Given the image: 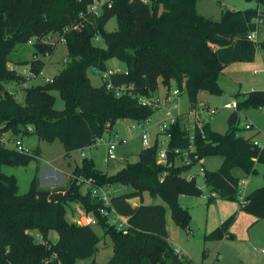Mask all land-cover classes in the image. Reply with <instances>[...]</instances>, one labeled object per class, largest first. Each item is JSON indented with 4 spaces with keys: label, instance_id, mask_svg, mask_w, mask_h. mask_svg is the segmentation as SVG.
I'll return each instance as SVG.
<instances>
[{
    "label": "trees",
    "instance_id": "trees-1",
    "mask_svg": "<svg viewBox=\"0 0 264 264\" xmlns=\"http://www.w3.org/2000/svg\"><path fill=\"white\" fill-rule=\"evenodd\" d=\"M246 1H254L257 7L225 10L220 20L213 22L196 13V0H113L110 9L90 21H79V15L85 14L93 0H0V137L9 133L8 141L28 135L47 143L59 141L67 159L74 152L93 147L107 124L114 127L120 120L144 121L152 116V109L139 104L137 98L154 96L159 85L181 88L184 84L191 105L200 93L220 95L218 78L225 67L253 62L257 48L264 51V42L248 40L260 25L254 20L264 18V0ZM112 18L117 29L106 32L105 25ZM76 24L80 29L65 35L68 59L52 83L31 85L23 90L24 102H17L6 92L10 84L22 80L8 70L12 50L34 38L36 60L22 63L38 74L45 68L43 58L56 49L43 44L44 38ZM95 37L104 47L93 43ZM111 59L123 63L125 71L93 86L89 70L105 72V64ZM109 83L111 87L107 88ZM120 86L132 89L116 95ZM53 93L63 102L62 110L54 109ZM239 99L236 116L242 110L264 107V91H252ZM228 126L224 135L207 126L195 146L202 159L221 158L216 171H206L209 191L217 195L216 200L237 202L239 179L232 171L237 169L246 176L256 174V166L264 161V151L252 142L258 132L243 137L237 134L236 123ZM168 132L169 148L187 145L179 123ZM157 148L154 144L141 149L136 162L127 163L113 175L98 171L92 159L83 158L72 171L73 180L64 188L41 189L34 176L29 190L19 194L16 178L5 175L2 168L25 167L38 160L39 150L24 154L0 144V264H76L86 259L95 264L93 258L102 236L112 244V256L105 264H190L170 244L166 216L169 214L176 227L190 231L191 217L180 206L179 197H200L202 190L180 178L181 167L175 166L172 157L165 165H158ZM77 178L91 180L94 187L121 185L132 190L111 196V206L126 219L125 229L118 230L97 214L101 202L90 196L89 188L78 185ZM144 193L163 204H143ZM131 199H139L140 204L132 205ZM73 203L86 213H94L97 224L68 223L65 209ZM239 211L264 219V184L246 196ZM235 221L236 214L231 215L203 241L234 239L229 230ZM32 231L39 233L40 243L30 234ZM51 232L56 235L52 242L48 237ZM206 256L203 251L202 258Z\"/></svg>",
    "mask_w": 264,
    "mask_h": 264
},
{
    "label": "rangeland",
    "instance_id": "rangeland-1",
    "mask_svg": "<svg viewBox=\"0 0 264 264\" xmlns=\"http://www.w3.org/2000/svg\"><path fill=\"white\" fill-rule=\"evenodd\" d=\"M196 13L213 22L220 20L221 14L225 10L242 11L246 9H255L257 7L254 1L246 0H196ZM262 8H260V12ZM117 29V24L114 18L110 19L105 25L106 32H113ZM54 36L53 39H55ZM257 43L264 42V23L258 26L256 32ZM95 45L104 47L100 40L93 41ZM33 58V46L29 41L25 45H17L9 55L11 66H25L22 62L31 61ZM68 59L66 47L59 45L50 57L43 58L45 68L43 75L47 78H52L58 71L64 67V62ZM264 66V51L257 48L255 59L253 62L244 63L236 62L225 67L218 78V85L221 88V94L211 96L205 92L200 93L197 100L206 103L210 108L216 110V114L210 119V129L213 132L224 135L228 129V120L235 112L225 108L232 101L236 103L240 100L239 97L252 91H264V74L260 70ZM106 71L118 73L124 71L125 65L116 59H111L105 64ZM94 69H90L88 76L91 84L98 87L102 84L100 77L94 75ZM255 72H258L255 74ZM38 81H35L37 83ZM159 96L161 97L165 90L162 85H159ZM55 98L54 109L62 110L63 102L57 93H53ZM236 96H239L236 98ZM15 99L19 103L24 102V93L18 91ZM179 111L186 112L189 102L185 95H182L177 100ZM162 110L156 111L152 120H157ZM238 127L237 134L243 137L249 136L252 131H242L246 123L253 126V131L259 132L258 141L264 143V110L262 108H252L242 110L237 114ZM129 120L118 121L113 129L118 132L121 137L128 138L129 135L124 131L126 126H131ZM9 137V133L5 134ZM136 135V131L132 132V136ZM10 145H8L9 147ZM23 146L30 154L35 150H39L40 156L38 160L31 161L25 167H3L2 172L5 175H13L17 180L19 194H24L29 190L30 183L34 176H37L45 185L47 184H63L64 180H73L72 171L80 164L83 158L92 159L95 168L108 175H113L121 170L127 163H134L138 160V154L141 151V145L138 139L132 140L126 146H119L117 154L123 156L121 162H113L109 165L104 163L106 148L100 142H97L94 147L89 150H84V156H81V151L74 152L70 158H64V150L59 141L47 143L39 141L34 135L23 137ZM221 164L220 157L205 158L203 167L208 172L216 171ZM51 170L57 171L55 175ZM68 172L71 174L68 175ZM232 174L240 180H247V186L244 188V194H249L264 184V161L256 166V174L246 176L239 171H232ZM68 175V176H67ZM53 188L51 190L62 189ZM84 191V190H82ZM112 195L119 193H130L132 190L129 187L115 185L109 188ZM208 192L202 190L200 197L180 196L179 204L184 209H187L191 217V222L195 224L194 229L186 231L176 227L167 214V233L170 239V244L180 252L183 260L189 261L190 264H264V219L257 220L256 218L239 211L238 202H230L223 200H215L208 203ZM143 204L160 205L163 202L159 198H151L148 194H143ZM130 203L140 204L139 199H131ZM79 206L69 204L65 209V219L68 223H74L78 214ZM236 214V221L232 226V235L234 239H223L218 242H204V237L214 231L222 222L228 219L231 215ZM94 230L99 236L102 232L98 227ZM37 243L41 242V237L38 232L32 231ZM49 240L55 241L54 233L48 234ZM111 241L108 237L102 236V241L98 245L99 251L93 258L95 264H105L112 256ZM203 251L207 256L202 258ZM263 252V253H262ZM92 259L78 261L76 264H91Z\"/></svg>",
    "mask_w": 264,
    "mask_h": 264
},
{
    "label": "built area",
    "instance_id": "built-area-1",
    "mask_svg": "<svg viewBox=\"0 0 264 264\" xmlns=\"http://www.w3.org/2000/svg\"><path fill=\"white\" fill-rule=\"evenodd\" d=\"M146 3L147 0H141ZM113 5V0H93V2L86 8L85 14L79 15V21H90L98 18L105 9H110ZM256 24L264 23V18L260 20H254ZM80 29V25L65 27L61 33H51L47 35L42 41L43 44L49 45L51 47H58L59 45L66 44L65 35L71 31H77ZM54 36H56L55 39ZM95 40H99L95 37ZM248 40L253 43H257L256 33H251L248 35ZM36 42L34 38L29 41V44L33 45ZM45 57H50L46 54ZM33 60H36L33 57ZM8 70L21 76L22 80L19 83L10 84L6 92L15 97L18 91H22L31 85L36 84H47L52 83V78H47L43 75L44 69L38 74L33 73L30 70V66H11L8 65ZM264 74V66L260 70ZM258 72H255L257 74ZM94 74L102 81H106L114 73L112 71L99 72L94 71ZM35 81H38L35 83ZM110 83L107 88H110ZM131 87L120 86L117 88L116 95H121L131 90ZM164 94L160 97L159 94H155L150 98L138 97V103L142 106H148L152 109L153 114L162 110V113L157 120H152V116L144 121H130L131 126H126L124 131L129 135L128 138L121 137L118 132L113 129L109 124L105 126V133L102 137L96 140L103 144L106 148V154L104 157V163L109 165L113 162H121L124 160L123 156H119L117 148L119 146H126L135 138L139 140L141 148L147 149L157 144L156 152V163L158 165H165L170 157L174 159L175 166L181 167L180 178L186 182H194L196 187L208 192L207 198L212 200L217 199V195L214 192H210L208 186L205 183L206 170L203 167L204 159L200 158L197 153L195 143L198 137L204 136V131L207 126H210V119L216 114V110L210 108L206 103L196 100L192 105L189 106L186 112L182 113L179 111V105L177 100L182 95H185L184 84L181 88L176 86L164 87ZM228 110H236V102L232 101L230 104L225 106ZM264 110V107L262 108ZM179 123L181 130L184 132L187 145L185 147L169 148L170 133L168 132L170 128ZM253 126L250 123H246L243 126L242 131H253ZM28 131H31L29 128ZM136 131V135L132 136V132ZM6 135L0 137V144L7 148H12L18 153H28L23 146L22 138H15L8 141ZM253 144L259 150L264 151V143L259 142L258 139H253ZM95 143V144H96ZM8 145H10L8 147ZM95 146V145H94ZM93 146V147H94ZM92 148V147H91ZM90 148V149H91ZM89 150V149H87ZM84 155V151L81 152V156ZM264 175V174H263ZM76 182L78 185H82L84 189L87 187L90 189V196L96 198L101 202V206L97 209V214L104 219H107L110 224L115 225L118 230H123L126 228V219L119 216L113 207L111 206V192L110 187H94L92 186L91 180H85L84 178H77ZM247 186V180H239L238 191H237V202L240 206L245 204L246 195L244 194V188ZM74 223L78 226H95L97 224L96 215L94 213H86L80 207L78 208V214ZM176 253L177 250L175 249ZM45 264H49L48 262Z\"/></svg>",
    "mask_w": 264,
    "mask_h": 264
},
{
    "label": "crops",
    "instance_id": "crops-1",
    "mask_svg": "<svg viewBox=\"0 0 264 264\" xmlns=\"http://www.w3.org/2000/svg\"><path fill=\"white\" fill-rule=\"evenodd\" d=\"M124 71H125V69H124ZM124 71H121V72H124ZM172 86H173V84H172ZM157 94H159V91L157 92ZM256 132L255 131H252V133L249 135V136H247V137H251V136H253L254 134H255ZM259 133V132H258ZM259 135V134H258ZM258 135L256 136V139L258 138ZM82 152V151H81ZM73 154V153H72ZM72 154H71V156H72ZM84 156V155H83ZM237 169H235V170H233V171H236ZM50 171H52L55 175H58L57 174V171H53V170H51L50 169ZM237 171H239V170H237ZM239 172H241V171H239ZM242 173V172H241ZM69 174H71V172H68V175ZM67 175V176H68ZM233 175V174H232ZM70 176V175H69ZM234 176V175H233ZM235 177V176H234ZM237 178V177H236ZM240 180V179H239ZM68 181L69 180H67L66 181V179L64 180V182H63V184H55V183H52V184H47V185H45L41 180H39V185H40V188L41 189H48V190H51V189H53V188H60V187H65L66 186V184L68 183ZM262 186V185H261ZM250 194V193H249ZM248 194H246V196H247ZM132 204V203H131ZM132 205H138V203H134V204H132ZM147 205V204H146ZM232 228V227H231ZM166 229H167V221H166ZM232 229H230L229 230V233L230 234H232V231H231ZM168 234V233H167ZM168 240H169V242H170V239H169V236H168ZM174 248V247H173ZM180 253V252H179ZM263 253V252H262Z\"/></svg>",
    "mask_w": 264,
    "mask_h": 264
},
{
    "label": "water",
    "instance_id": "water-1",
    "mask_svg": "<svg viewBox=\"0 0 264 264\" xmlns=\"http://www.w3.org/2000/svg\"><path fill=\"white\" fill-rule=\"evenodd\" d=\"M236 121H237V116H236V114H232L231 116H230V118H229V120H228V124H235L236 123ZM194 227H195V224L194 223H190L189 224V228L190 229H194Z\"/></svg>",
    "mask_w": 264,
    "mask_h": 264
}]
</instances>
